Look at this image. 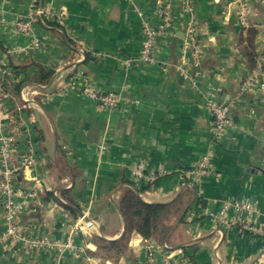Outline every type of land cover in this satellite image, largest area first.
<instances>
[{"label": "crops", "instance_id": "crops-1", "mask_svg": "<svg viewBox=\"0 0 264 264\" xmlns=\"http://www.w3.org/2000/svg\"><path fill=\"white\" fill-rule=\"evenodd\" d=\"M242 1L261 67L243 93L241 82L254 70L238 49L245 32L235 0H193L202 70L195 88L177 70L188 19L181 0H171L177 23L155 39L152 63L142 60L141 49L144 29L159 28L156 0H0V82L15 139L10 157L0 155V184L4 171H12L13 199L25 206L12 217L18 235L70 241L60 264H264V0ZM60 6L67 9L61 25L52 16ZM18 20H32L31 31L17 32ZM40 68L56 75L47 89L32 86ZM86 90L113 93L120 103L102 107ZM209 93L234 100V126L216 137L204 103ZM27 100L39 102L50 120ZM51 124L57 163L73 181L65 199L94 231L114 240L123 235L119 204L129 191L144 203L167 204L188 189L185 214L162 239L132 233L128 257L88 255L95 246L83 220L54 195L45 200L49 191L69 186L54 162ZM26 156L31 163L24 166ZM204 157L207 168L194 172ZM141 161L159 174L154 183L133 177ZM233 201L253 212L229 209L221 219V205ZM3 202L0 192V264H56V249L5 236ZM233 220H249L260 234L240 231Z\"/></svg>", "mask_w": 264, "mask_h": 264}, {"label": "built area", "instance_id": "built-area-1", "mask_svg": "<svg viewBox=\"0 0 264 264\" xmlns=\"http://www.w3.org/2000/svg\"><path fill=\"white\" fill-rule=\"evenodd\" d=\"M239 9V21L241 30H245L248 27H254V25H249L245 19V6L242 0H235ZM181 13H184L188 16L186 25L183 30V38L182 42L178 47V65L177 70L184 76L185 80L191 85V87L195 88L197 85L196 79H198L201 74V60H200V51L198 48V34H199V22L197 21L194 15L193 8V0H181ZM36 15L43 16L45 11L42 8L36 9ZM156 14L159 18V28L156 30H151L148 28L144 29V39L142 43L141 49V58L147 63H152L154 61L152 53L155 47V39L160 35L168 34L172 28L177 23L178 14L173 8L171 4V0H156ZM56 23L59 25L63 24L64 19L67 17V9L64 6H60L55 15ZM262 27L264 29V23H262ZM16 31L19 33H27L31 31L32 28V20H18L15 24ZM264 31V30H263ZM264 34V32H263ZM130 60L127 61V65ZM261 71V67L259 64L255 66L254 73L244 79L241 82V93L245 92L248 87L251 86L253 82V77ZM5 71H3V74ZM87 94L94 101H97L102 107H106L109 109H113L117 107L120 103V98L113 93H94L88 92ZM6 98V93L4 92L2 83L0 82V155L4 157V159L10 157V154L14 150V129L10 128L6 124L5 121H9L11 123L12 117L9 116L7 112L4 110V99ZM205 108L209 112L212 118V124L214 129L215 137L219 136L225 130L232 128L234 126V121L232 118V111L234 109V100L229 101H219L213 94H208L205 99ZM209 156V155H208ZM23 165L27 166L31 163V156H26L23 159ZM207 157H204L194 168V172L198 170L203 172L207 168ZM133 177L137 180H143L146 183H154L159 174L154 171H147L145 162L141 161L135 165V170L133 173ZM12 180V171L5 170L3 173V180L0 184V192L4 197L3 207L6 213V224L7 231L5 236L16 238L29 244L32 248L35 249H43L44 251H48L51 249H56L57 253L55 254V258L57 259L56 264H60L62 259V254L64 250H67L71 247L70 241L65 244H60L57 242H51L46 238L39 239H30L25 240L23 237L17 234L16 227L12 222V217L16 215L18 212L25 208L23 204L15 203L13 196L14 192L11 187ZM229 209H233L236 212H245L251 213L253 212V207L251 205L241 202H225L221 205V210L218 213V216L223 219ZM79 222L80 219H79ZM231 224L236 225V227L240 231H248L254 234H260L258 227L256 224L251 223L249 220L243 221H232ZM89 232V231H88ZM166 248V245H164ZM175 255L178 259H183V251L181 248H177L175 250Z\"/></svg>", "mask_w": 264, "mask_h": 264}, {"label": "trees", "instance_id": "trees-1", "mask_svg": "<svg viewBox=\"0 0 264 264\" xmlns=\"http://www.w3.org/2000/svg\"><path fill=\"white\" fill-rule=\"evenodd\" d=\"M243 31V30H241ZM238 38V49L245 58L250 70L255 69L256 54L254 52V40L256 31L254 27H248ZM53 71L38 70V75L33 83L45 86L48 84ZM68 191H62L60 198L65 199ZM188 189L180 193L173 201L167 204H147L138 196L136 191H129L120 201L119 209L124 221L123 235L112 241H106L93 236L90 241L95 246L94 251H87L88 255L100 257L104 260L117 261L121 257H128V240L132 233L139 234L144 239H162L170 230L173 219L177 218L187 203ZM53 199L52 191L45 194V200ZM66 204L75 206L70 201ZM68 213L76 216V213L64 207ZM182 222V221H180Z\"/></svg>", "mask_w": 264, "mask_h": 264}, {"label": "water", "instance_id": "water-1", "mask_svg": "<svg viewBox=\"0 0 264 264\" xmlns=\"http://www.w3.org/2000/svg\"><path fill=\"white\" fill-rule=\"evenodd\" d=\"M56 75H53V77L50 79V80H53V78L55 77ZM49 84H50V81H49V83L47 84V85H45V86H41V85H37V84H33L32 86L33 87H35V88H42V89H47V87L49 86ZM28 104H30V105H33V106H35V107H37L44 115H45V117L48 119V120H50V118H49V116L47 115V112L44 110V108L42 107V105L39 103V102H37V101H35V100H27L26 101ZM51 127H52V132H53V136H54V143H53V156H54V162H55V164H56V166L60 169V171L65 175V177L67 178V180L69 181V186L68 187H66V188H56V189H54V191H53V195H54V199L59 203V204H61L62 206H64V207H66V208H68L69 210H71V211H73V212H75L79 217H80V219L81 220H83V223H85V224H87V226H89L88 227V229H89V231H90V233L93 235V236H96V237H99V238H101V239H104V240H106V241H112V240H114V239H108V238H105L101 233H100V231L97 229L96 231H94L93 229H94V227L92 226V222L91 221H89L84 215H83V213L80 211V210H78L77 208H75V207H73V206H71V205H68V204H66V203H64L58 196H57V193L58 192H60V191H62V190H64V189H69V188H71L72 186H73V181H72V179L60 168V166L58 165V163H57V160H56V156H57V150H56V134H55V129H54V126H53V124H51ZM186 210H187V207H185L184 209H183V211H182V213H181V215H180V217H182L184 214H185V212H186Z\"/></svg>", "mask_w": 264, "mask_h": 264}, {"label": "rangeland", "instance_id": "rangeland-1", "mask_svg": "<svg viewBox=\"0 0 264 264\" xmlns=\"http://www.w3.org/2000/svg\"><path fill=\"white\" fill-rule=\"evenodd\" d=\"M76 219H78V218H76ZM79 219H80V217H79ZM81 225V224H80ZM86 228L88 229V227L86 226ZM90 233V232H89ZM90 235H92L91 233H90Z\"/></svg>", "mask_w": 264, "mask_h": 264}, {"label": "bare ground", "instance_id": "bare-ground-1", "mask_svg": "<svg viewBox=\"0 0 264 264\" xmlns=\"http://www.w3.org/2000/svg\"><path fill=\"white\" fill-rule=\"evenodd\" d=\"M85 224V223H84ZM87 226V224H85Z\"/></svg>", "mask_w": 264, "mask_h": 264}]
</instances>
